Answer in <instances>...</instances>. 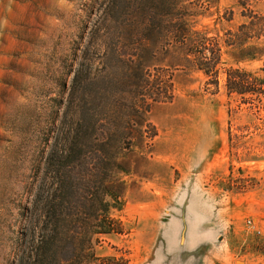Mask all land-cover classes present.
<instances>
[{
    "label": "rangeland",
    "instance_id": "obj_1",
    "mask_svg": "<svg viewBox=\"0 0 264 264\" xmlns=\"http://www.w3.org/2000/svg\"><path fill=\"white\" fill-rule=\"evenodd\" d=\"M208 1L197 23L210 36L244 21L235 0ZM136 6L0 0V264H14L41 226L36 192L43 181L53 186L45 156L65 148L76 121L95 115L128 121L130 138L120 156L127 188L113 211L128 232L100 237L98 256L123 250L131 264H264V110L229 95L223 70L215 86L202 72L171 67L144 25L153 18L127 14ZM228 9L234 20L219 21ZM232 66L259 72L263 63L236 65L224 53L220 68ZM156 68L174 85L171 101L143 98L142 69L153 76ZM146 107L158 135L142 147Z\"/></svg>",
    "mask_w": 264,
    "mask_h": 264
},
{
    "label": "trees",
    "instance_id": "obj_2",
    "mask_svg": "<svg viewBox=\"0 0 264 264\" xmlns=\"http://www.w3.org/2000/svg\"><path fill=\"white\" fill-rule=\"evenodd\" d=\"M135 1L139 6L130 7L127 14L153 18L144 25L149 27V38L157 48L170 55L171 67L202 72L209 78L208 83L215 86L223 70L229 95L238 96L250 108L264 110V0H235L243 9L244 21L235 30H223L222 35L216 36H210L209 29L199 28L197 23L210 12L208 0ZM215 2L218 4L219 0ZM218 20L232 22L234 11L226 10ZM132 38L127 40L133 41ZM224 53L236 65L262 61L263 66L259 72L233 66L220 68ZM144 60L141 57L140 67ZM144 70L143 98L154 103L171 101L174 85L164 80V69L156 68L153 76L146 75ZM147 108L141 111L138 121L142 147L158 135L156 127L147 120ZM260 119L264 126V114ZM67 126L65 122L63 128ZM127 128L128 121L118 117L103 119L95 115L90 120L80 119L69 132L65 148L45 156L43 164L51 174L53 186L48 187L45 181L39 186L36 196L43 206L42 223L18 250L14 264H131L127 251L118 250L108 256L95 252L100 237L128 232L123 221L113 214L120 210L127 188L121 175L130 172L120 161L130 140L125 133Z\"/></svg>",
    "mask_w": 264,
    "mask_h": 264
}]
</instances>
